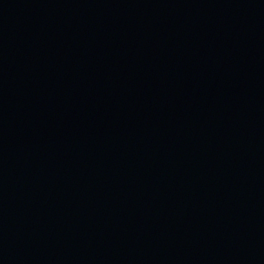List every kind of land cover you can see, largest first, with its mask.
<instances>
[{"label": "water", "instance_id": "95a60500", "mask_svg": "<svg viewBox=\"0 0 264 264\" xmlns=\"http://www.w3.org/2000/svg\"><path fill=\"white\" fill-rule=\"evenodd\" d=\"M0 264H264V0H0Z\"/></svg>", "mask_w": 264, "mask_h": 264}]
</instances>
